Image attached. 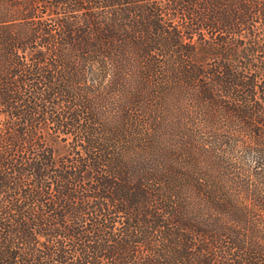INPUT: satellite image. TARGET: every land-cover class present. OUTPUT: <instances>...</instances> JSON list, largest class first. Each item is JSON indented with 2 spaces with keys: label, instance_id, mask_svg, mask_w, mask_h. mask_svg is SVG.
I'll return each instance as SVG.
<instances>
[{
  "label": "trees",
  "instance_id": "16d2710c",
  "mask_svg": "<svg viewBox=\"0 0 264 264\" xmlns=\"http://www.w3.org/2000/svg\"><path fill=\"white\" fill-rule=\"evenodd\" d=\"M0 264H264V0H0Z\"/></svg>",
  "mask_w": 264,
  "mask_h": 264
}]
</instances>
